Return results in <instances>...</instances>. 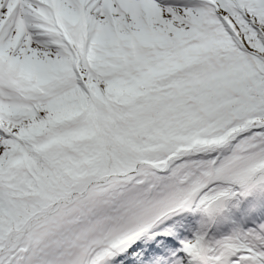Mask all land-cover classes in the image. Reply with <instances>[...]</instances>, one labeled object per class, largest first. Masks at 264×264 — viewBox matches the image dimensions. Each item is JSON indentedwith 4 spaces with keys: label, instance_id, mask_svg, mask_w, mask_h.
<instances>
[{
    "label": "snow or ice",
    "instance_id": "6c2138e0",
    "mask_svg": "<svg viewBox=\"0 0 264 264\" xmlns=\"http://www.w3.org/2000/svg\"><path fill=\"white\" fill-rule=\"evenodd\" d=\"M0 264H264V0H0Z\"/></svg>",
    "mask_w": 264,
    "mask_h": 264
}]
</instances>
